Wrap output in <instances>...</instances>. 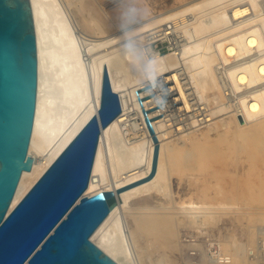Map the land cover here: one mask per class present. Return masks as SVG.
Returning a JSON list of instances; mask_svg holds the SVG:
<instances>
[{
    "label": "bare ground",
    "instance_id": "bare-ground-1",
    "mask_svg": "<svg viewBox=\"0 0 264 264\" xmlns=\"http://www.w3.org/2000/svg\"><path fill=\"white\" fill-rule=\"evenodd\" d=\"M261 1L191 0L144 25L115 33L96 0H30L38 56L28 149L34 161L31 170L21 174L8 212L97 115L107 73L121 111L101 131L81 196L117 190L119 194L90 237L96 246L118 264H134L122 226L131 201L147 205L150 200L158 206L134 223L131 220L138 236L165 220L177 225L181 209H236L240 214L244 208L259 209L256 216L263 218ZM160 26L164 28L155 30ZM177 30L187 39L178 52L161 56L151 50L155 39ZM173 179L178 185L187 180L193 190L189 199L176 201ZM166 209L172 210L170 218ZM242 214L252 217V212Z\"/></svg>",
    "mask_w": 264,
    "mask_h": 264
},
{
    "label": "water",
    "instance_id": "water-1",
    "mask_svg": "<svg viewBox=\"0 0 264 264\" xmlns=\"http://www.w3.org/2000/svg\"><path fill=\"white\" fill-rule=\"evenodd\" d=\"M38 56L30 0H0V264H118L90 237L116 204V192L82 197L101 131L121 111L103 75L100 107L9 211L34 126ZM141 105L142 101L138 98ZM145 124L153 130L147 111ZM154 137V135H153ZM155 139V137H154ZM156 149L153 169L156 163Z\"/></svg>",
    "mask_w": 264,
    "mask_h": 264
},
{
    "label": "rangeland",
    "instance_id": "rangeland-1",
    "mask_svg": "<svg viewBox=\"0 0 264 264\" xmlns=\"http://www.w3.org/2000/svg\"><path fill=\"white\" fill-rule=\"evenodd\" d=\"M189 1L96 0L101 6V14L111 19V29L115 33L144 25ZM263 5L262 0L260 7L264 14ZM191 16L187 19L191 20ZM170 24L166 26L170 27ZM162 28L164 26L155 30ZM173 33L164 39H155L150 44L151 50L161 56L178 52L187 39L184 40L186 37L180 30ZM79 34L83 38L88 37V34ZM172 191L176 201L187 200L193 193L186 179L180 185L177 179H173ZM165 205L170 207L169 203ZM157 207L150 200L147 205L143 201H131L122 216V226L125 227L129 254L134 264H264V217L256 216L259 209L244 208L240 210L241 214L236 209H181L176 216L177 225L175 221L165 220L148 226L143 235L142 232L139 236L134 233V220L151 214ZM166 211H170L166 215L170 218L172 210ZM243 212H252V217L245 216Z\"/></svg>",
    "mask_w": 264,
    "mask_h": 264
}]
</instances>
